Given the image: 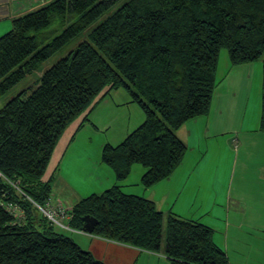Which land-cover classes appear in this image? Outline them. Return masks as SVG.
<instances>
[{"label":"trees","instance_id":"obj_1","mask_svg":"<svg viewBox=\"0 0 264 264\" xmlns=\"http://www.w3.org/2000/svg\"><path fill=\"white\" fill-rule=\"evenodd\" d=\"M222 49L234 65L263 62L264 132V0H50L15 16L0 37V96L66 54L0 109V264H108L45 215L40 228L34 222L35 203L52 194L45 173L60 137L125 89L146 118L120 144H106L102 161L119 181L141 164L143 184L155 185L186 154L177 129L209 112ZM73 213V229L83 230L88 215L97 219L92 235L161 249L164 213L118 185L83 198ZM167 221L175 264H230L210 226L175 214Z\"/></svg>","mask_w":264,"mask_h":264},{"label":"crops","instance_id":"obj_2","mask_svg":"<svg viewBox=\"0 0 264 264\" xmlns=\"http://www.w3.org/2000/svg\"><path fill=\"white\" fill-rule=\"evenodd\" d=\"M28 4L29 0H0V36L12 28L15 16L36 7ZM262 100L263 62L234 65L221 50L209 112L189 119L176 131L187 144L182 162L169 177L146 187L143 165L134 164L129 176L119 181L102 161L106 144H120L146 118L125 89H114L90 120L82 126V117L74 121L64 148L53 153L45 173L52 184L49 200L73 207L118 185L125 193L153 200L165 217L175 214L210 226L213 241L225 250L230 264H264ZM68 230L89 238L85 249L108 264H139L142 258L148 264L174 262L163 241L160 251H149L84 230ZM74 240L82 246L83 241Z\"/></svg>","mask_w":264,"mask_h":264},{"label":"rangeland","instance_id":"obj_3","mask_svg":"<svg viewBox=\"0 0 264 264\" xmlns=\"http://www.w3.org/2000/svg\"><path fill=\"white\" fill-rule=\"evenodd\" d=\"M50 0H29V4H28V8H30V6L35 5L36 7L40 6V4H44L47 3ZM124 0H119V3H122ZM38 5V6H37ZM35 7V8H36ZM34 9V8H32ZM31 10V9H30ZM8 32V31H7ZM5 34V33H4ZM2 36V35H1ZM0 36V37H1ZM86 35H83L81 38H79L77 41L82 40L83 38H85ZM222 51H224L225 53H228L227 49H222ZM66 54V52L64 50L58 51L57 53H55L52 57H50L49 59H47L42 67L38 70L35 71L33 74L29 75L28 77H26L23 81H21L20 83H18L17 85H15L11 90H9L7 93L3 94L0 96V109L9 101L11 100L14 96H16L19 92H21L23 89L30 87L31 85H33L36 80L38 79L39 76H41L43 74V72L48 69L49 67H51L55 62H57L60 58H62L64 55ZM229 54V53H228ZM261 61V60H260ZM75 123L73 122L69 128H67V130H65V132L63 133V135L60 137L57 146L55 148L54 153H56V151L58 150V148L60 150H62L65 146V142L68 141V139L70 138L72 132L74 131V125ZM53 162V161H52ZM32 214L34 217V222L36 224V226L38 228H40V219L41 217L44 215L43 212L38 208V207H33L32 208ZM167 217L164 223V227H163V238L162 241L164 243L163 246L166 247V240H167ZM58 230H62L65 231L69 236L73 237L74 239L80 241L82 243V246H84L83 248H87L89 247V238H84L82 236H79L80 234H77L75 231H70L68 229H63V228H59L57 227ZM153 262L158 261V259H152ZM139 264H148L145 258H142L139 262ZM154 264H169L168 262H165V260L156 262ZM173 264H175L173 262Z\"/></svg>","mask_w":264,"mask_h":264},{"label":"built area","instance_id":"obj_4","mask_svg":"<svg viewBox=\"0 0 264 264\" xmlns=\"http://www.w3.org/2000/svg\"><path fill=\"white\" fill-rule=\"evenodd\" d=\"M35 204L53 225L63 229H72L70 222L74 217L73 207H69L61 201L52 203L50 200L44 206ZM13 209L17 210V207L15 206Z\"/></svg>","mask_w":264,"mask_h":264},{"label":"water","instance_id":"obj_5","mask_svg":"<svg viewBox=\"0 0 264 264\" xmlns=\"http://www.w3.org/2000/svg\"><path fill=\"white\" fill-rule=\"evenodd\" d=\"M75 55V53H74ZM97 223V219H95L92 216H86L85 217V224H84V231L88 232V233H92L93 232V228L95 226V224Z\"/></svg>","mask_w":264,"mask_h":264}]
</instances>
